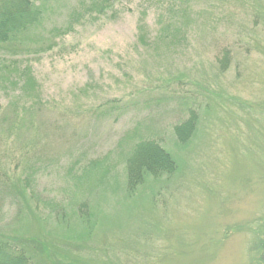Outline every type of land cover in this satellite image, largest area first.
<instances>
[{
  "label": "rangeland",
  "instance_id": "obj_1",
  "mask_svg": "<svg viewBox=\"0 0 264 264\" xmlns=\"http://www.w3.org/2000/svg\"><path fill=\"white\" fill-rule=\"evenodd\" d=\"M85 1L36 0L0 47V239L38 264H264V0ZM135 130L178 170L130 192Z\"/></svg>",
  "mask_w": 264,
  "mask_h": 264
},
{
  "label": "trees",
  "instance_id": "obj_2",
  "mask_svg": "<svg viewBox=\"0 0 264 264\" xmlns=\"http://www.w3.org/2000/svg\"><path fill=\"white\" fill-rule=\"evenodd\" d=\"M115 0H86V12L91 17L102 16L112 8ZM172 7L176 8L173 1ZM173 12L172 10H170ZM183 8L182 12H186ZM173 18L167 22L173 27ZM43 22V11L41 6L37 5L36 0H0V47H15L18 44L25 46L33 37L34 32ZM140 34L138 39L140 43L146 44L148 39L146 35L145 22L141 21ZM72 29V28H71ZM57 35L64 37L67 29L60 27L55 28ZM56 42L51 39L49 44L37 52H48L53 49ZM229 54L225 52L224 57L220 58L219 64L222 71L229 68ZM29 88L33 89L34 79L30 77L28 82ZM198 125V115L191 111L189 117L180 124L174 126V133L181 145H187L196 133ZM134 135L140 138L133 143L130 152L124 160L127 169V190L135 192L143 186L148 178L160 179L163 177L173 176L178 170V164L173 156L155 139L144 138L138 135L135 130ZM101 160L93 161L92 168H102ZM103 169L102 176L108 173ZM84 215V214H82ZM87 218V217H86ZM63 220L64 218L61 217ZM61 220V221H62ZM89 221V219L87 220ZM264 247V245H263ZM0 264H38L32 260L24 248H19L17 244L9 239H0Z\"/></svg>",
  "mask_w": 264,
  "mask_h": 264
}]
</instances>
